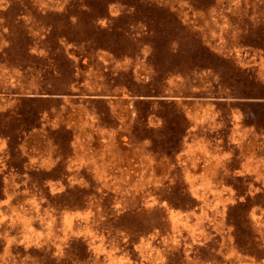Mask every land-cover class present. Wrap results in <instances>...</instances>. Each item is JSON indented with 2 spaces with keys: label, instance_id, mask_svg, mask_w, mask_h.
Wrapping results in <instances>:
<instances>
[{
  "label": "rangeland",
  "instance_id": "1",
  "mask_svg": "<svg viewBox=\"0 0 264 264\" xmlns=\"http://www.w3.org/2000/svg\"><path fill=\"white\" fill-rule=\"evenodd\" d=\"M0 264H264V0H0Z\"/></svg>",
  "mask_w": 264,
  "mask_h": 264
}]
</instances>
